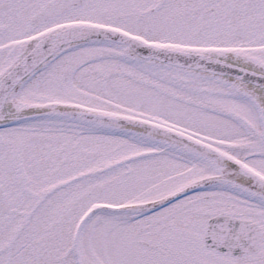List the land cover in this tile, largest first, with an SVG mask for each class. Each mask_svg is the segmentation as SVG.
I'll return each instance as SVG.
<instances>
[{
    "label": "snow or ice",
    "instance_id": "6c2138e0",
    "mask_svg": "<svg viewBox=\"0 0 264 264\" xmlns=\"http://www.w3.org/2000/svg\"><path fill=\"white\" fill-rule=\"evenodd\" d=\"M0 264H264V0H0Z\"/></svg>",
    "mask_w": 264,
    "mask_h": 264
}]
</instances>
